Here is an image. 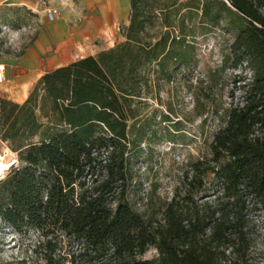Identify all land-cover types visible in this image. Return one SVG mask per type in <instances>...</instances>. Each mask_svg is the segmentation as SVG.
Here are the masks:
<instances>
[{
    "label": "trees",
    "instance_id": "16d2710c",
    "mask_svg": "<svg viewBox=\"0 0 264 264\" xmlns=\"http://www.w3.org/2000/svg\"><path fill=\"white\" fill-rule=\"evenodd\" d=\"M130 4L123 42L45 72L22 104L0 97L20 163L0 181V220L36 234L28 264H248L250 218L264 215V0ZM197 30L232 36L225 63L250 79L158 219L130 202V158L152 145L146 100L194 63Z\"/></svg>",
    "mask_w": 264,
    "mask_h": 264
},
{
    "label": "rangeland",
    "instance_id": "374dc122",
    "mask_svg": "<svg viewBox=\"0 0 264 264\" xmlns=\"http://www.w3.org/2000/svg\"><path fill=\"white\" fill-rule=\"evenodd\" d=\"M196 35L194 63L180 68L146 100L150 119L146 128L152 145L141 144L130 158V202L139 213L152 214L158 219L189 163L208 155V145L221 125V112L241 101L236 81L239 77L250 79V71L245 66L225 63L232 36L203 35L201 30H197ZM35 36L32 28L2 26L1 60L22 56ZM6 96H9L6 87L0 85V97ZM0 156H5L0 157L5 159L3 163L16 161L15 167L20 166L18 154L1 138ZM10 169L0 176V181ZM249 224L252 244L247 263L264 264V215L251 216ZM36 239V234L21 235L0 220V264H28L24 261L30 256ZM157 257L158 251L151 248L144 259ZM230 263H234V257L227 253L222 264Z\"/></svg>",
    "mask_w": 264,
    "mask_h": 264
},
{
    "label": "crops",
    "instance_id": "0c3cea01",
    "mask_svg": "<svg viewBox=\"0 0 264 264\" xmlns=\"http://www.w3.org/2000/svg\"><path fill=\"white\" fill-rule=\"evenodd\" d=\"M48 11L56 12L53 21ZM130 18V0H0V28L22 26L36 32L22 56L0 58L6 98L22 104L45 72L123 42Z\"/></svg>",
    "mask_w": 264,
    "mask_h": 264
},
{
    "label": "built area",
    "instance_id": "2783aa9c",
    "mask_svg": "<svg viewBox=\"0 0 264 264\" xmlns=\"http://www.w3.org/2000/svg\"><path fill=\"white\" fill-rule=\"evenodd\" d=\"M56 12L55 11H48L47 16L50 21H53L55 19ZM5 81V65L3 63H0V84L4 83ZM7 151L8 148H7ZM7 154V153H6ZM5 157V156H0Z\"/></svg>",
    "mask_w": 264,
    "mask_h": 264
},
{
    "label": "bare ground",
    "instance_id": "6f19581e",
    "mask_svg": "<svg viewBox=\"0 0 264 264\" xmlns=\"http://www.w3.org/2000/svg\"><path fill=\"white\" fill-rule=\"evenodd\" d=\"M4 160L5 159L0 158V176H2L5 171H7L11 167L15 166L17 163L16 161H14V162L5 164V163H3Z\"/></svg>",
    "mask_w": 264,
    "mask_h": 264
}]
</instances>
